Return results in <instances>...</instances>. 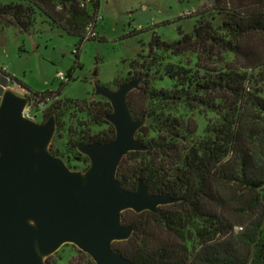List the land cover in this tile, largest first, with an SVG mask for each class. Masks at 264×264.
<instances>
[{
	"label": "trees",
	"instance_id": "obj_1",
	"mask_svg": "<svg viewBox=\"0 0 264 264\" xmlns=\"http://www.w3.org/2000/svg\"><path fill=\"white\" fill-rule=\"evenodd\" d=\"M210 2V10L197 16L192 33L180 29L181 39L174 43L156 36L150 47L174 55L191 52L198 60L203 55L210 60L231 54L236 67L225 71L200 64L195 70L171 67L165 75L176 83L175 89L155 91L147 79L127 99L133 118L147 124L137 134L146 151L128 154L117 179L128 191L143 182L151 194L177 201L161 207L158 214L122 215L134 234L113 247L134 264H264V158L256 157L253 146L264 138V0ZM98 10L99 0H12L0 6V22L29 33L39 12L82 45ZM59 96L60 92H48L35 94L34 99L37 105H50L45 117H56L58 132L65 107ZM149 100L164 108L180 103L205 108L218 118L200 138L196 122L151 109ZM101 101L75 103L90 124L72 142L73 149L115 139L114 127L105 120L112 106ZM102 125L109 127L108 133H90L91 126ZM50 151L58 157L53 144ZM223 186L251 196L250 209L257 217L243 223V234H233L236 223L224 213L219 191ZM188 244L198 250L191 251ZM45 264L58 262L51 256Z\"/></svg>",
	"mask_w": 264,
	"mask_h": 264
},
{
	"label": "rangeland",
	"instance_id": "obj_2",
	"mask_svg": "<svg viewBox=\"0 0 264 264\" xmlns=\"http://www.w3.org/2000/svg\"><path fill=\"white\" fill-rule=\"evenodd\" d=\"M11 1L0 0V6ZM209 8L210 0H100L98 37L82 45L80 39L57 28L39 12L35 13L34 26L29 33L0 22V104L4 93L12 91L28 99L24 117L44 124L50 105H37L35 94L60 92L59 99L65 102L60 119L62 129L59 132L56 129L51 145L72 172L83 174L90 167V160L86 161L87 157L79 149H73L72 142L86 130L84 127L90 124V119L75 103L103 102L102 97L95 95L94 82L116 90L118 84L141 79L139 88L133 91L139 92L148 79L153 90L170 91L176 88V83L165 75L166 69L171 67L195 70L200 64L217 71L236 67L231 54L213 57L211 61L203 55L198 60L199 56L191 52L174 55L150 47L156 36L174 43L181 39L180 29L185 34L192 33L197 16ZM61 75L70 79L62 81ZM133 77L136 79L132 81ZM148 107L170 112L183 121L196 122L200 138L205 136L207 126L218 118L205 108H191L184 103L164 108L158 101L149 100ZM146 126L145 122L143 127ZM108 128L91 126L90 133H108ZM263 139L253 145L258 158H264ZM219 191L224 199V213L236 223L233 234H243L246 231L243 223L247 225L257 217L250 209V194L230 186L220 187ZM188 247L193 252L198 250L192 249L195 244ZM53 256L58 264L94 263L71 244L61 247Z\"/></svg>",
	"mask_w": 264,
	"mask_h": 264
},
{
	"label": "water",
	"instance_id": "obj_3",
	"mask_svg": "<svg viewBox=\"0 0 264 264\" xmlns=\"http://www.w3.org/2000/svg\"><path fill=\"white\" fill-rule=\"evenodd\" d=\"M141 79L109 90L94 82L95 95L106 99V117L115 129L107 144L79 147L90 160L82 174L72 172L50 151L57 129L52 115L44 124L24 117L28 99L6 91L0 104V264H45L61 247L71 244L95 264H134L113 245L134 234L122 215L158 214L177 203L151 194L139 182L135 191L120 184L117 173L130 153L145 152L137 140L143 122L133 118L128 96Z\"/></svg>",
	"mask_w": 264,
	"mask_h": 264
},
{
	"label": "built area",
	"instance_id": "obj_4",
	"mask_svg": "<svg viewBox=\"0 0 264 264\" xmlns=\"http://www.w3.org/2000/svg\"><path fill=\"white\" fill-rule=\"evenodd\" d=\"M98 20H99V16L97 15L95 21L86 28L85 41L94 40L98 37V34L96 32ZM60 78L62 81L67 80V77L63 75H61Z\"/></svg>",
	"mask_w": 264,
	"mask_h": 264
},
{
	"label": "crops",
	"instance_id": "obj_5",
	"mask_svg": "<svg viewBox=\"0 0 264 264\" xmlns=\"http://www.w3.org/2000/svg\"><path fill=\"white\" fill-rule=\"evenodd\" d=\"M99 6H100V0H99Z\"/></svg>",
	"mask_w": 264,
	"mask_h": 264
}]
</instances>
